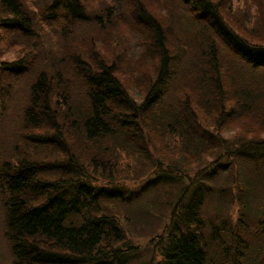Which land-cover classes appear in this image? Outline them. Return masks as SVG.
I'll list each match as a JSON object with an SVG mask.
<instances>
[{"label": "trees", "instance_id": "1", "mask_svg": "<svg viewBox=\"0 0 264 264\" xmlns=\"http://www.w3.org/2000/svg\"><path fill=\"white\" fill-rule=\"evenodd\" d=\"M36 1L0 0V31L22 34L26 51L0 61V114L16 80L35 72L19 113L27 128L22 150H28L0 162L11 264H264V43L233 31L219 0H183L207 27L195 36L190 31L191 42L182 39L185 45L172 50L139 0H112L111 12L128 5L157 40V71L139 98L109 64L71 72L61 51L40 57L35 31L45 47L46 39L57 42L58 33L46 37L42 25L65 30L67 21H87L88 0H39V13L28 6ZM182 72L189 79L186 97L174 90ZM76 141L96 150L88 163L72 148ZM118 151L150 170L138 188L93 183L94 174L116 175L110 157ZM54 152L60 157L37 156ZM138 200L144 203L132 222L120 210ZM162 208V231L143 254L126 240L121 221L142 226L143 215ZM42 237L54 251L40 246Z\"/></svg>", "mask_w": 264, "mask_h": 264}, {"label": "rangeland", "instance_id": "2", "mask_svg": "<svg viewBox=\"0 0 264 264\" xmlns=\"http://www.w3.org/2000/svg\"><path fill=\"white\" fill-rule=\"evenodd\" d=\"M139 1L144 5L146 12L152 15L159 24L161 37L164 39L165 45L172 50L183 41L182 39H190V31L193 30L192 35L195 36L196 30L200 29L199 26L207 27L206 23L199 21L196 17L197 11L189 7L183 0ZM112 4V0H88V3L85 1L84 11L88 15L87 21L79 19L77 21H67L68 25L63 26L65 30L59 28L60 23L58 25L55 23L60 29L59 31L55 29L56 26L42 25V28L47 29L46 37H50L54 30L58 33L59 36L55 39L57 42L46 39L49 43L47 47L40 44L36 37L45 38L40 30L35 31L34 40L36 44H39L38 48L41 49L40 57H43L45 52L61 51L64 54L65 61L62 65L71 72L75 70L82 71L86 65L93 69L99 62L113 66L116 75L119 76L132 95L138 97L141 94L139 98H142L157 71V40L153 29L142 19H136L131 14L128 5L115 7V13H113L111 12ZM28 6L39 13L43 10L44 5L38 0L35 3L31 2V6ZM218 7L221 16L233 31L239 32L249 41L264 43V0H219ZM139 11L145 15L144 11ZM117 12H120V14L112 20V15L117 14ZM94 16L99 18L96 19ZM0 34L3 36L0 37V61H10L26 53L25 49L21 48L20 39L23 37L22 34H12V32L4 31H0ZM196 41L194 37L193 42ZM182 45L185 44L182 42ZM192 50L189 54L192 53ZM34 52L35 49H32L29 54L33 55ZM76 53L78 54L76 55ZM222 54L223 61L227 62V51L222 50ZM193 57L196 56L193 55ZM34 73V70H28L21 78L16 80L7 109L0 114V162L1 160L14 161L17 156H22L28 150V145L25 150H22L27 140L26 134H24L27 128L24 127L19 113L27 94V84L34 77ZM188 83L187 74L182 72L174 85V90L179 94L178 96L186 97L190 93ZM1 107L2 103L0 102V109ZM72 136L75 138L76 134L73 133ZM72 148L79 151L80 157L87 163L96 153V150L87 147L83 143L81 145L78 141H76L75 147ZM100 151H105V149H100ZM152 155L156 156L157 154L152 151ZM37 156L60 157L56 152L47 153L46 155L39 153ZM110 158L114 160L112 164L115 166L116 175L114 172L111 176L94 174L91 177L94 184L107 187L124 185L129 189H133L138 188L151 175L147 165L144 168H141L139 164L135 165L136 157L134 155L129 156L122 151H118L115 157ZM96 162L99 163L97 160ZM98 170L103 174H107L113 169L100 168ZM127 170L134 173L124 176ZM141 196L146 200L147 191H144ZM3 200L0 195V264H11L12 252L4 233ZM143 203L138 200L134 204L131 203L125 206L120 211L124 216L132 217L131 221L135 222L136 218H133V212L139 206H143ZM166 213L165 208H162L159 212L143 215L144 224L142 226L139 223L131 225L128 222L121 221V225L127 230V232L125 231L126 240L135 246H141L144 250L143 254H148L151 247L154 248L152 241L162 231Z\"/></svg>", "mask_w": 264, "mask_h": 264}, {"label": "bare ground", "instance_id": "3", "mask_svg": "<svg viewBox=\"0 0 264 264\" xmlns=\"http://www.w3.org/2000/svg\"><path fill=\"white\" fill-rule=\"evenodd\" d=\"M215 2V1H214ZM229 27V26H228ZM230 28V27H229ZM207 29V28H206ZM103 205H105V204H103ZM115 216V215H114ZM54 224L55 225H59V221H55L54 222ZM39 244H40V246H42V247H44V248H46V249H51V250H55L54 248V246H53V244H51L48 240H47V238H45V237H42V238H40L39 239Z\"/></svg>", "mask_w": 264, "mask_h": 264}]
</instances>
